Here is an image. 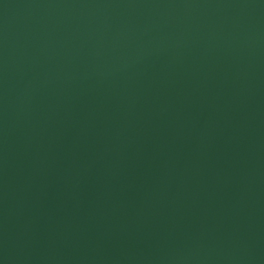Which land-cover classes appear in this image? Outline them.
I'll list each match as a JSON object with an SVG mask.
<instances>
[{
	"label": "water",
	"instance_id": "water-1",
	"mask_svg": "<svg viewBox=\"0 0 264 264\" xmlns=\"http://www.w3.org/2000/svg\"><path fill=\"white\" fill-rule=\"evenodd\" d=\"M0 264H264V0H0Z\"/></svg>",
	"mask_w": 264,
	"mask_h": 264
}]
</instances>
